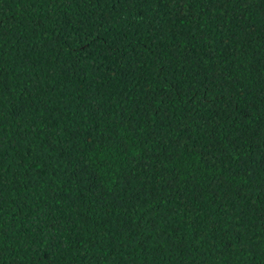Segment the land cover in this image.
I'll return each instance as SVG.
<instances>
[{
	"label": "trees",
	"instance_id": "obj_1",
	"mask_svg": "<svg viewBox=\"0 0 264 264\" xmlns=\"http://www.w3.org/2000/svg\"><path fill=\"white\" fill-rule=\"evenodd\" d=\"M0 264H264V0H0Z\"/></svg>",
	"mask_w": 264,
	"mask_h": 264
}]
</instances>
